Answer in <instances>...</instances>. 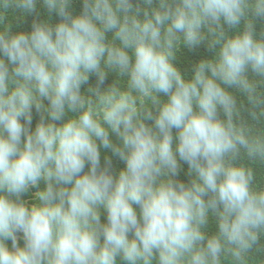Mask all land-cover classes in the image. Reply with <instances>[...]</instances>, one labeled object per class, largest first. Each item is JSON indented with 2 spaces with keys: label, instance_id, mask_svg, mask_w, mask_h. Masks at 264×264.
<instances>
[{
  "label": "clouds",
  "instance_id": "9594fccd",
  "mask_svg": "<svg viewBox=\"0 0 264 264\" xmlns=\"http://www.w3.org/2000/svg\"><path fill=\"white\" fill-rule=\"evenodd\" d=\"M74 2L0 0V264H264V0Z\"/></svg>",
  "mask_w": 264,
  "mask_h": 264
},
{
  "label": "trees",
  "instance_id": "16d2710c",
  "mask_svg": "<svg viewBox=\"0 0 264 264\" xmlns=\"http://www.w3.org/2000/svg\"><path fill=\"white\" fill-rule=\"evenodd\" d=\"M133 2L135 3L136 0H133ZM74 13H79L82 11V0H75L74 4H73V8H72ZM41 11H44L43 9H41ZM33 17L32 16H27L23 19H19V13H16L14 17H12V23L13 25H16L17 23L20 24V30H25V31H29L31 29V22H32ZM59 18L55 15L52 14V23H56V21ZM264 26V20H256V27H257V31L259 32V29ZM231 31V30H229ZM210 55V53L207 51L206 47L204 45H201L198 49L192 51L185 48H182L180 50V55L178 57V67L181 69L182 73L191 75L192 74V69L194 68L195 64L198 62L199 59L201 58H206ZM114 80V77L112 75H109L108 77V81L106 82V85L111 83ZM96 82L95 77L93 76L91 78V83L94 85ZM241 115L242 118L244 119H249V112H248V106L247 103L245 101V105L244 107L241 108ZM38 120V116L35 113V110H33V127L35 126V123ZM114 142H118L116 141V137L113 136L112 137ZM106 155H111V153L105 152L102 150V163H103V159L104 156ZM182 163V172L180 174V178L182 180H184L186 183L188 182V177H187V165ZM113 166L115 169H119L120 167H123V164L121 161H119L117 158L113 157ZM264 171V170H262ZM34 194H35V190H32V195L25 197V200L28 202H31V200L34 198ZM102 221L106 222V214L102 213ZM9 243V247H11V242ZM21 245H23V240L21 239L20 241ZM257 258H262L260 257V255L257 253ZM122 264V262H121Z\"/></svg>",
  "mask_w": 264,
  "mask_h": 264
}]
</instances>
